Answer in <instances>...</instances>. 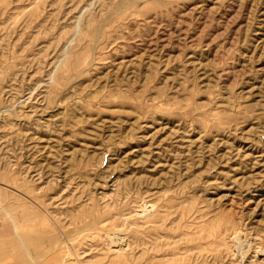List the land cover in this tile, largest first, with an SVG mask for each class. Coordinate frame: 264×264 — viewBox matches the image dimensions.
<instances>
[{
	"label": "rangeland",
	"instance_id": "374dc122",
	"mask_svg": "<svg viewBox=\"0 0 264 264\" xmlns=\"http://www.w3.org/2000/svg\"><path fill=\"white\" fill-rule=\"evenodd\" d=\"M0 261L264 264V0H0Z\"/></svg>",
	"mask_w": 264,
	"mask_h": 264
},
{
	"label": "crops",
	"instance_id": "0c3cea01",
	"mask_svg": "<svg viewBox=\"0 0 264 264\" xmlns=\"http://www.w3.org/2000/svg\"><path fill=\"white\" fill-rule=\"evenodd\" d=\"M0 264H9L6 261H0Z\"/></svg>",
	"mask_w": 264,
	"mask_h": 264
},
{
	"label": "bare ground",
	"instance_id": "6f19581e",
	"mask_svg": "<svg viewBox=\"0 0 264 264\" xmlns=\"http://www.w3.org/2000/svg\"><path fill=\"white\" fill-rule=\"evenodd\" d=\"M240 242V241H239ZM241 243V242H240ZM239 250V249H238ZM237 252V251H236Z\"/></svg>",
	"mask_w": 264,
	"mask_h": 264
}]
</instances>
